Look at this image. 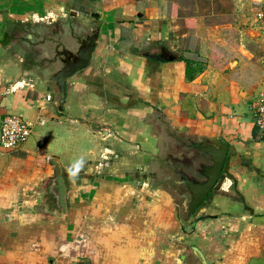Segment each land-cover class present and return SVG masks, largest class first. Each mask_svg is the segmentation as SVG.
<instances>
[{
	"label": "crops",
	"instance_id": "0c3cea01",
	"mask_svg": "<svg viewBox=\"0 0 264 264\" xmlns=\"http://www.w3.org/2000/svg\"><path fill=\"white\" fill-rule=\"evenodd\" d=\"M176 1L0 0V124L32 125L0 148V264H264V0ZM162 46L178 58L145 56ZM176 135L228 145L188 220L152 180Z\"/></svg>",
	"mask_w": 264,
	"mask_h": 264
},
{
	"label": "water",
	"instance_id": "95a60500",
	"mask_svg": "<svg viewBox=\"0 0 264 264\" xmlns=\"http://www.w3.org/2000/svg\"><path fill=\"white\" fill-rule=\"evenodd\" d=\"M93 39L94 37L87 48L79 54L80 59L60 72L57 78L64 77L88 64L94 44ZM158 44L161 45V41H158ZM145 56L158 62H172L178 58L164 46L160 48L159 53L154 55L146 53ZM183 146L188 149L187 154L181 160L174 161L172 166L174 167L173 177L182 189L181 197L183 198V202L175 201V203L181 207V214L185 215L183 219L188 220L217 186L228 153V145L213 137L208 140L199 138L188 141V144ZM53 167L54 172L50 183L52 191L50 195L53 197H49L54 201L56 209L61 214H66L65 182L60 169L55 165ZM190 249L203 260L195 247Z\"/></svg>",
	"mask_w": 264,
	"mask_h": 264
},
{
	"label": "rangeland",
	"instance_id": "374dc122",
	"mask_svg": "<svg viewBox=\"0 0 264 264\" xmlns=\"http://www.w3.org/2000/svg\"><path fill=\"white\" fill-rule=\"evenodd\" d=\"M180 1L181 5L185 8L190 7V2L188 0H177ZM203 9L206 10L207 6L204 5ZM175 139L167 140V145L164 148H161L160 154L156 158V162L153 166V175L152 180L155 186H159L164 190H168L171 193L172 198L176 202H183L181 197L182 189L176 183L173 177V166L174 161L181 160L188 152V149H185L183 144H188V141L195 139L184 138L182 135H176ZM183 216H185L183 214Z\"/></svg>",
	"mask_w": 264,
	"mask_h": 264
},
{
	"label": "built area",
	"instance_id": "2783aa9c",
	"mask_svg": "<svg viewBox=\"0 0 264 264\" xmlns=\"http://www.w3.org/2000/svg\"><path fill=\"white\" fill-rule=\"evenodd\" d=\"M257 20H264V8L256 13ZM254 125L264 130V94L258 98L252 109ZM32 125L16 116H5L0 124V148L12 151L22 146L29 138Z\"/></svg>",
	"mask_w": 264,
	"mask_h": 264
},
{
	"label": "flooded vegetation",
	"instance_id": "af4514ba",
	"mask_svg": "<svg viewBox=\"0 0 264 264\" xmlns=\"http://www.w3.org/2000/svg\"><path fill=\"white\" fill-rule=\"evenodd\" d=\"M87 45H88V43L84 46L83 45V47L80 49V51H78V53L80 54L83 50H85L86 48H87ZM80 59V55H78V57L76 56V58L74 59L75 60V62H77V60H79ZM71 61H69V63H70ZM67 67H65V69H66ZM173 169H174V167H173ZM173 173H174V171H173ZM175 179V178H174Z\"/></svg>",
	"mask_w": 264,
	"mask_h": 264
},
{
	"label": "trees",
	"instance_id": "16d2710c",
	"mask_svg": "<svg viewBox=\"0 0 264 264\" xmlns=\"http://www.w3.org/2000/svg\"><path fill=\"white\" fill-rule=\"evenodd\" d=\"M190 74H191L190 64L186 63V76H188V78H190Z\"/></svg>",
	"mask_w": 264,
	"mask_h": 264
}]
</instances>
